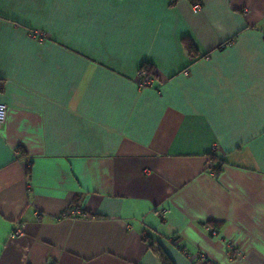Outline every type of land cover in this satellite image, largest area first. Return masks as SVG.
Returning a JSON list of instances; mask_svg holds the SVG:
<instances>
[{"label": "crops", "instance_id": "crops-1", "mask_svg": "<svg viewBox=\"0 0 264 264\" xmlns=\"http://www.w3.org/2000/svg\"><path fill=\"white\" fill-rule=\"evenodd\" d=\"M0 103V264H264V0H0Z\"/></svg>", "mask_w": 264, "mask_h": 264}, {"label": "built area", "instance_id": "built-area-1", "mask_svg": "<svg viewBox=\"0 0 264 264\" xmlns=\"http://www.w3.org/2000/svg\"><path fill=\"white\" fill-rule=\"evenodd\" d=\"M195 9H199V5H196L195 6ZM35 37H38L39 39H42L44 38V35L43 33H40V35L38 34H34ZM152 77L151 76H147L144 72H140L139 73V79L137 81V86L139 89L141 90H144V89H147L149 87H151L152 85ZM7 110H8V107L6 104L4 103H0V128L5 124L6 122V119H7ZM211 232L213 234L216 233L215 230H212L210 229ZM23 230H22V225L21 223L19 222H16L15 225H14V228H13V231L11 233V236L12 237H18L22 234ZM187 256H189L187 254ZM52 264V263H51Z\"/></svg>", "mask_w": 264, "mask_h": 264}, {"label": "trees", "instance_id": "trees-1", "mask_svg": "<svg viewBox=\"0 0 264 264\" xmlns=\"http://www.w3.org/2000/svg\"><path fill=\"white\" fill-rule=\"evenodd\" d=\"M189 3H191L193 6L196 5H200L201 4V0H188ZM139 72H144L147 76H151L152 73V66H149L148 64H144ZM152 247V244H151ZM152 249L157 253V255L160 258V261L162 264H172V262L169 260L168 256L165 254V252L163 251L162 248H160L159 246L157 247H152Z\"/></svg>", "mask_w": 264, "mask_h": 264}]
</instances>
